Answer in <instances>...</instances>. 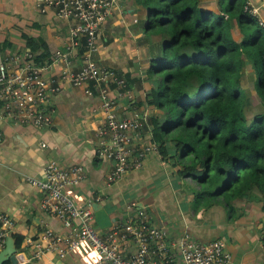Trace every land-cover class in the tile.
Listing matches in <instances>:
<instances>
[{
    "label": "crops",
    "instance_id": "1",
    "mask_svg": "<svg viewBox=\"0 0 264 264\" xmlns=\"http://www.w3.org/2000/svg\"><path fill=\"white\" fill-rule=\"evenodd\" d=\"M247 1L258 23L264 24V0ZM39 3V0H0L1 52H30L22 35L46 46L49 63L56 52L66 51L72 22L58 18L52 9L41 11ZM216 3L217 0H213L212 7L205 8L215 11ZM204 4L205 0H201V5ZM145 21L146 12L135 0H119L112 17L100 30V50L93 59L102 66L113 68L126 79L128 94L116 100L117 112L124 116L134 110H145L148 118L144 131L149 134L147 143L151 144L149 119L159 112L142 105L150 90L157 87V79L148 76L152 41L143 31ZM79 67L80 60L76 58L69 70L76 71ZM63 68L61 60L52 62L43 71V78L49 80L58 76ZM244 71L252 86L256 81L254 72L251 69ZM114 95L112 92L111 96ZM50 108L52 125L49 127L17 126L11 122L2 126L0 215L11 218L14 224L12 235L23 239L22 250L16 249L18 264H93L97 258L85 244L62 259L51 254L43 255L40 260L32 259L28 240L38 242L47 228L65 233L58 219L41 210L43 194L26 181L29 177L40 178L43 167L50 162L63 169L73 165L83 167L85 180L68 188V192L80 206L99 199L98 204L114 220L111 227L141 211L150 226L163 230L169 243L185 234L203 244L220 239L232 256V264H264L260 235L264 221L257 217L258 214H252L253 205L232 223L222 208L196 211L193 184L190 180H179L177 170L163 162L156 151L145 158L139 169L126 174L119 183L107 186L106 176L112 164L96 157L99 141L96 130L103 122L97 94L87 96L83 87L73 88L63 82L60 93L50 99ZM218 210L220 214L215 212ZM213 213L217 221L206 220ZM120 250L128 257L136 251V246L127 241ZM174 254L178 262V253Z\"/></svg>",
    "mask_w": 264,
    "mask_h": 264
},
{
    "label": "trees",
    "instance_id": "2",
    "mask_svg": "<svg viewBox=\"0 0 264 264\" xmlns=\"http://www.w3.org/2000/svg\"><path fill=\"white\" fill-rule=\"evenodd\" d=\"M135 2L146 12L143 31L152 41L148 76L157 87L142 105L159 112L149 119L157 154L193 184L196 211L222 208L231 223L245 205L264 214V27L247 0H217L215 11L201 0ZM22 38L34 63L46 66V46ZM244 69L256 76L251 89L244 88ZM250 94L262 111L248 120ZM12 237L21 251L22 237Z\"/></svg>",
    "mask_w": 264,
    "mask_h": 264
},
{
    "label": "built area",
    "instance_id": "3",
    "mask_svg": "<svg viewBox=\"0 0 264 264\" xmlns=\"http://www.w3.org/2000/svg\"><path fill=\"white\" fill-rule=\"evenodd\" d=\"M119 0H41L39 9H52L58 18L72 22L69 45L65 52H56L52 62L61 60L63 72L49 80L43 78L46 66L39 67L28 52L0 51V146L2 126L11 122L17 126L49 127L52 125L50 99L60 93L62 83L83 87L87 96L97 94L103 122L96 130L98 138L96 157L110 162L112 168L106 176L107 186L119 183L126 174L139 169L155 146L147 143L144 131L148 115L134 110L121 116L116 100L128 94L126 79L113 68L97 63L93 56L100 50V30L112 17ZM249 12L250 10L247 3ZM262 27L264 24L260 23ZM79 52V53H78ZM80 67L70 71L74 59ZM114 93V97L111 93ZM85 180L82 166L60 168L54 162L43 167L40 178H27V182L43 194L41 210L60 221L64 234L45 229L40 240H28L33 260L51 254L62 259L87 244L96 254L93 264H232V256L224 241L211 240L197 243L187 234L169 243L162 229L150 226L144 214L137 211L123 223L101 231L94 223L92 204L78 205L68 192ZM133 207V205H132ZM112 226V225H111ZM11 218L0 215V250L12 235ZM131 241L136 251L123 256L120 246ZM174 252L178 253L177 262Z\"/></svg>",
    "mask_w": 264,
    "mask_h": 264
},
{
    "label": "water",
    "instance_id": "4",
    "mask_svg": "<svg viewBox=\"0 0 264 264\" xmlns=\"http://www.w3.org/2000/svg\"><path fill=\"white\" fill-rule=\"evenodd\" d=\"M41 1V0H39ZM93 211L94 223L101 231H106L114 223V220L109 218L108 213L98 203H94L91 206ZM17 250L15 248V242L12 236L6 239L4 248L0 251V264L9 262L11 264H18L16 260Z\"/></svg>",
    "mask_w": 264,
    "mask_h": 264
},
{
    "label": "rangeland",
    "instance_id": "5",
    "mask_svg": "<svg viewBox=\"0 0 264 264\" xmlns=\"http://www.w3.org/2000/svg\"><path fill=\"white\" fill-rule=\"evenodd\" d=\"M212 5H213V0H205L204 7L211 8ZM234 33H235L234 36L235 37H238L237 36V32L235 31ZM146 56H147V54H146ZM243 72L245 73L244 70H243ZM250 78H251V76H250ZM244 88L245 89L246 88L251 89V82H247V84H246V86H244ZM246 99H247V103H246V106H245V109H246L245 110V113H246L247 119L250 120V119H252V117L254 115L261 113L262 109H261V107L259 105L260 103L258 102V99L253 94L248 95ZM246 208H247V206L245 205V208H243V209L245 210ZM219 210H221V208ZM219 210L218 211H215V212H217L218 214H220L219 213ZM252 212H253L252 214H254V215L255 214L256 215L258 214L257 217H259V218L261 217V219L264 221V214H261L259 212V208L256 205H253ZM225 216H226V218H228L227 215H225ZM251 216L253 217V215H251ZM221 217H222V215H221ZM206 220H212V221L215 220L214 222H216L217 221V217H216L215 213H213V214L207 216V219ZM260 235L261 236L264 235V226L261 227Z\"/></svg>",
    "mask_w": 264,
    "mask_h": 264
}]
</instances>
